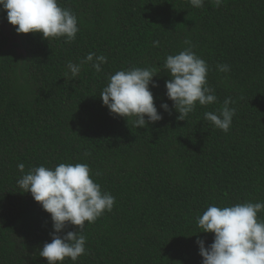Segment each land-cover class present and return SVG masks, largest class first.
Instances as JSON below:
<instances>
[{"label": "trees", "instance_id": "1", "mask_svg": "<svg viewBox=\"0 0 264 264\" xmlns=\"http://www.w3.org/2000/svg\"><path fill=\"white\" fill-rule=\"evenodd\" d=\"M59 4L78 18L71 43L18 34L0 6V264H47L38 251L51 242V215L17 181L60 163L88 164L94 182L115 197L111 212L85 222L86 254L75 264H202L196 241L207 247L214 234L198 232L197 217L209 205L264 203V0L219 7L205 0L202 8L188 0ZM186 38L207 62L217 100L178 120L163 65L188 47ZM90 52L107 58L102 71L85 64L67 80V63ZM132 67L159 71L150 90L163 118L146 127L110 114L99 95L111 74ZM229 97L236 113L225 133L204 113H218Z\"/></svg>", "mask_w": 264, "mask_h": 264}, {"label": "clouds", "instance_id": "2", "mask_svg": "<svg viewBox=\"0 0 264 264\" xmlns=\"http://www.w3.org/2000/svg\"><path fill=\"white\" fill-rule=\"evenodd\" d=\"M194 8H202L205 0H188ZM223 0H212L219 7ZM0 6L7 10V20L19 33H42L49 41L53 38H65L71 43L79 32L77 15L63 8L59 0H0ZM178 54H170L163 68L170 79L165 81L166 96L173 102L172 108L178 113V120H187L195 111L197 103L206 106L216 102L215 90L207 81L209 66L198 56L191 40ZM158 47L159 41H153ZM91 64L97 73L101 65L107 63L103 55L88 53L80 63L69 61L64 77L67 80L78 78L85 64ZM217 70L227 73L230 65L218 64ZM159 71L155 68L132 67L116 71L108 77V83L99 94L110 114L132 121L137 128L160 121L163 114L154 103L151 87H158L153 79ZM231 98L224 100L218 113L205 112L204 118L216 128L227 133L236 113ZM160 107L169 113L167 102ZM147 117V119L145 118ZM87 155V154H86ZM24 172V164L18 165ZM99 175V173H95ZM21 192H30L36 202L50 213L53 231L51 242H45L38 255L46 258L47 264H63L70 258L74 264L86 254V237L82 234L86 223H94L106 211L111 212L115 197L102 191L99 183L94 182L92 170L86 163H60L54 168L43 165L30 169L17 181ZM264 212V203L243 202L220 206L211 204L197 217L198 232L213 233L214 239L205 247V241L198 238L202 264H264V219L258 213ZM78 226V231L64 230L69 226Z\"/></svg>", "mask_w": 264, "mask_h": 264}, {"label": "rangeland", "instance_id": "3", "mask_svg": "<svg viewBox=\"0 0 264 264\" xmlns=\"http://www.w3.org/2000/svg\"><path fill=\"white\" fill-rule=\"evenodd\" d=\"M6 28V27H5Z\"/></svg>", "mask_w": 264, "mask_h": 264}]
</instances>
